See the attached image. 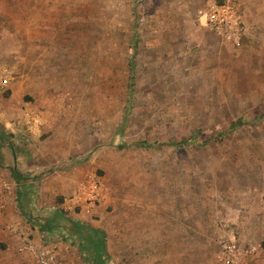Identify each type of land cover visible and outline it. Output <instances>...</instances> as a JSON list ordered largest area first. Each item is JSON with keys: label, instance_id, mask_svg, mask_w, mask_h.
Segmentation results:
<instances>
[{"label": "rangeland", "instance_id": "1", "mask_svg": "<svg viewBox=\"0 0 264 264\" xmlns=\"http://www.w3.org/2000/svg\"><path fill=\"white\" fill-rule=\"evenodd\" d=\"M0 1V82L12 76L0 84V186L16 194L15 165L96 181L85 210L105 230L106 264H220L232 237L264 248V40L214 33L200 12L210 0H42L30 39L25 0ZM38 207L30 220L11 209L26 233L47 216ZM6 209L0 230L19 235ZM63 237L51 241L69 248ZM21 240L13 252L0 234V264H39Z\"/></svg>", "mask_w": 264, "mask_h": 264}, {"label": "crops", "instance_id": "2", "mask_svg": "<svg viewBox=\"0 0 264 264\" xmlns=\"http://www.w3.org/2000/svg\"><path fill=\"white\" fill-rule=\"evenodd\" d=\"M238 2L243 16L245 26L244 32L249 41L248 45L252 46L254 42L264 40V0H238ZM41 4L42 0H25L20 6V9L24 11L22 21L26 38L32 39L34 33L35 35L38 33V26L41 24L39 21L40 17L33 16V11L40 9ZM2 10H5V8L0 7V13ZM33 26H35L34 30H32ZM11 78L12 76L10 75L4 77L0 84L3 85L4 88L9 87ZM24 119H26V116H24ZM29 128L32 129L33 127L29 126ZM6 138L7 136L4 135L1 139L4 140ZM13 168L25 174L26 178L17 181L12 175ZM9 170L13 182L15 183V181H17L15 184H17L18 190L16 194H14V184L9 182L11 184V196L8 197L9 209H6L8 212L5 214V220L18 223V226L24 228L20 223V221L23 220L18 215L12 213L11 209H13L14 203H17L20 214L29 220L32 219V213L39 208L38 205L43 207V210L47 212V216L43 219H37L40 229L35 227L37 228V230H35L31 227L29 232H27L32 241L36 244L54 242V240L51 241L52 239L66 241L63 235L69 233L72 241L67 240V242H69V248L66 247V249L60 244V256L64 264H83L82 258L86 255H91V250L95 251V249L98 248L95 245L96 242L94 245H91L87 241V236L89 234H96L94 236L97 237L99 235L95 233L97 229L105 232L104 228L93 222L94 220L90 212L85 210L86 207H92L94 204H92V202H86L83 199V192L80 195L81 201L78 202V204H82V208H80L81 211L77 212L74 209L67 210L64 208L66 204L69 207L74 205L73 198L78 194L80 188L79 184L83 182L84 173L77 168L68 171L51 170L41 177L30 178L27 173L19 169L16 165L9 167ZM63 197L65 199L64 203L59 202L58 198L61 199ZM185 229L187 228L185 227ZM0 234L6 243L7 250L10 249L13 250V252L15 248L17 250L18 237L20 235H16L6 230V228H1ZM247 262L248 264H264V248L258 245L257 252L249 254Z\"/></svg>", "mask_w": 264, "mask_h": 264}, {"label": "built area", "instance_id": "3", "mask_svg": "<svg viewBox=\"0 0 264 264\" xmlns=\"http://www.w3.org/2000/svg\"><path fill=\"white\" fill-rule=\"evenodd\" d=\"M206 25L223 39L231 42L235 46L243 45L245 36V26L243 16L238 0H210L208 4L200 11ZM39 117L35 114L27 113L26 122L30 127L36 125ZM98 183L92 179L88 183L80 185L78 194L74 197L78 203L81 201V193L84 194V200L94 202L100 195ZM11 194V184L1 181L0 186V210L5 207L6 200ZM16 229L22 240L19 244L20 251L29 252L39 264H64L60 256L61 245L58 242L39 243L32 241L21 226ZM258 250V244H250L248 250L238 246L235 237L229 238L223 242V250L220 255V264H248L247 256Z\"/></svg>", "mask_w": 264, "mask_h": 264}, {"label": "trees", "instance_id": "4", "mask_svg": "<svg viewBox=\"0 0 264 264\" xmlns=\"http://www.w3.org/2000/svg\"><path fill=\"white\" fill-rule=\"evenodd\" d=\"M219 1H222V0H219ZM243 123H245L244 120L238 119L237 121H235L231 124L230 128L231 129L237 128L240 125H242ZM4 135H5V132L2 130V128H0V137L3 138ZM12 175L17 181H20L21 179L24 180L26 178V175L23 174L22 172H20L16 168L12 169ZM95 233H97L99 235L97 237L94 236L96 234H94V235L89 234L87 236V241L91 245H94L96 242L95 245L98 247L97 249H95V251L91 250V254L94 257L95 264H106L107 252H106V235H105V232L103 230L97 229V231Z\"/></svg>", "mask_w": 264, "mask_h": 264}]
</instances>
